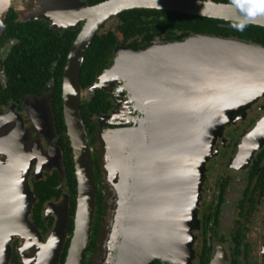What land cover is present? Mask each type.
<instances>
[{
    "label": "water",
    "instance_id": "1",
    "mask_svg": "<svg viewBox=\"0 0 264 264\" xmlns=\"http://www.w3.org/2000/svg\"><path fill=\"white\" fill-rule=\"evenodd\" d=\"M14 2L0 0V42ZM204 4L195 0H106L96 5H88L86 0H26L22 10L15 9L24 22L44 20L60 32L78 31L63 71L64 120L76 179L74 226L64 264H84L88 256L97 211V148L107 192L90 264H168L172 252L185 254V264H193L192 231L199 224L206 159L226 127L264 97V46L208 35L187 33L169 40L154 35L145 46H118L111 67L85 90L81 72L95 37L129 10L176 12L264 27L262 9L223 5L226 17L203 13ZM42 5H46L43 10ZM65 11H74L77 20L62 22L57 14ZM116 66L119 75L103 81ZM98 89L111 93L122 114H113L111 123L91 146L82 104ZM125 93L129 101L122 103L118 98ZM42 101L44 108L34 122H40L49 150L44 153L38 144L36 147L41 161L64 177L62 153L54 144L58 135L50 96ZM106 117H100L97 124ZM261 123L257 130L264 128ZM23 184L26 186L18 189L14 202L18 206L22 193L24 208L16 217L35 238L10 232L4 247L9 252V243L17 236L24 246L37 250L34 264H60L69 233V201L52 204L57 213L48 208L56 221L44 242L29 220L36 196L26 178ZM137 234L138 244L134 239ZM132 246L137 249L131 254ZM210 264H229V259L218 252Z\"/></svg>",
    "mask_w": 264,
    "mask_h": 264
},
{
    "label": "flooded vegetation",
    "instance_id": "2",
    "mask_svg": "<svg viewBox=\"0 0 264 264\" xmlns=\"http://www.w3.org/2000/svg\"><path fill=\"white\" fill-rule=\"evenodd\" d=\"M86 1L88 2V0ZM195 1L264 10V0ZM12 8L15 10L14 7ZM205 19L213 18L205 17ZM14 44V40H8L0 48V226L1 222H6V225L3 223L4 230L1 231L0 228V264H34L37 250L27 248V245L24 246L21 238L12 237L9 243V252L4 247L5 243L9 242L10 232H15L12 229L17 219L15 211L19 210L20 213L22 211L20 207L16 206L14 200L17 199L15 194L18 189L26 186L23 184L25 178L36 196L29 220L38 229L44 242L47 241L49 234L54 229L56 221L55 216L47 212L48 208L57 213L51 205H58L64 199L69 201L70 229L60 261V264H64L74 226L76 184L73 185L74 168L70 176V172L65 166L66 160L62 150L67 147V144L70 146L64 120L63 72L60 95H58L59 89L53 77L59 72L50 69V67L41 70L31 84H25V78L20 76L21 67L17 68L16 64L14 65V62L9 59ZM124 44L126 43L122 42L120 45ZM64 46L65 43H60V47ZM8 60L12 63V67L9 66ZM54 66L56 68L57 63ZM101 75L102 73L99 76ZM99 76L96 81L99 80ZM29 85L32 87H28ZM107 93L111 96L113 107L109 113L93 117L94 127L89 128L88 134L91 146L96 144L101 131L111 123L113 114L116 113L118 117L122 114L121 109L117 108L118 104L113 101L111 93ZM49 96L58 135L54 139V144L60 148L62 153L64 177L61 176V171L57 168L45 163L44 160V163L41 161L42 156L36 147L38 144L39 149L44 153L49 150L48 141L42 134L44 132L40 130L42 129L41 124L37 126L34 122V118L44 108L42 100L49 99ZM118 99L122 103L129 101L126 93ZM102 116L107 117L102 119V124L99 125L97 120ZM108 117L109 119H107ZM120 121L123 122V119ZM126 121L127 119H125ZM260 123L264 124V97L241 112L239 120L235 124L227 126L223 134L217 137L213 143L205 164V175L198 207L199 224L192 231L195 255L193 264H210L218 252L227 255L229 264H264V128L257 130ZM99 151L100 149L97 148L94 153V161L99 170V182L102 184L103 173L99 165ZM21 161L27 162L26 167L21 166ZM52 178L57 181L55 192L59 197L51 198L38 210L36 206L39 203V198L35 190L36 186ZM102 187L105 194L106 189L104 185ZM20 199L19 193L18 201ZM91 252H88L87 255L90 256ZM84 264L89 263L85 262Z\"/></svg>",
    "mask_w": 264,
    "mask_h": 264
},
{
    "label": "trees",
    "instance_id": "3",
    "mask_svg": "<svg viewBox=\"0 0 264 264\" xmlns=\"http://www.w3.org/2000/svg\"><path fill=\"white\" fill-rule=\"evenodd\" d=\"M104 1L106 0H88L87 3L88 5H96ZM113 21L116 24V28L107 32H104V28L95 37L88 50L81 72V86L84 90L92 86L97 76L103 73L105 69L111 67L115 57V49L122 42L126 44L131 42L130 44H137V47H141L147 45L149 41L147 39L154 35H161L169 40L188 33L238 39L264 46V27L250 24L227 23L224 20H210L205 19V17L199 18L176 12L144 9L125 11L117 18H114ZM222 23L224 25H220ZM77 35L78 31L67 30L60 32L55 30L44 20L24 22L20 20L18 12L12 8L5 20V31L0 48L8 40L15 41L9 59L14 62V65L16 64L17 68L21 67L22 73H20V76L25 78V84H31L35 76H38L45 67H50V69L59 72L53 77L59 89L58 95H60L61 74ZM62 42L65 43L64 47H60ZM10 60H8V64L12 67ZM55 63H57L56 68L54 66ZM28 87H32V85ZM91 96L90 101L82 104V113L88 134L89 128L92 129L94 127L93 117L109 113L113 107L111 96L106 91L98 89ZM63 128L65 129L64 125ZM66 146L62 150L66 160L65 166L71 176L74 168L73 157L70 146L68 144ZM94 167L97 211L91 231V242L88 247V252L92 251L91 255L96 246V235L102 219L104 203L103 182L102 184L99 182V170L97 166ZM75 180L73 185L76 184ZM56 184L57 181L54 178L37 184L35 190L39 203L36 209L40 210L43 204L51 198L59 197L58 195L56 196L55 192ZM91 255L87 256L85 262L90 264Z\"/></svg>",
    "mask_w": 264,
    "mask_h": 264
},
{
    "label": "bare ground",
    "instance_id": "4",
    "mask_svg": "<svg viewBox=\"0 0 264 264\" xmlns=\"http://www.w3.org/2000/svg\"><path fill=\"white\" fill-rule=\"evenodd\" d=\"M153 4H155V3H153ZM109 9H110L109 7L106 8V10H109ZM101 12H107V11H101ZM202 12L203 13L209 12V13H214L217 16H226V17H228V11L225 8V6L215 5V4H212V3H205L203 5ZM57 17L59 19H61L62 22H66L67 23L68 21H73L75 19L77 20L78 14H75L74 11H65V12L58 13ZM261 19L264 20V17H261ZM118 75H119V70H118V66H116L109 73H107V75L105 77H103V81L107 80L110 77L118 76ZM36 124H37V126H40V122H37ZM11 163L13 164V161H11ZM26 165H27V162L21 161V166L22 167H26ZM20 197H21V199H20V201L18 203V206L17 205L16 206L18 208L20 207L23 210V208H24V196H23L22 193H20ZM16 212H17V214L20 213L19 210H16L15 213ZM3 223L6 225V222H1V226H0L1 231L4 230V224ZM12 229L15 230V232H17V235H22L24 237H28V238H30V240L35 238V236L32 233H30L24 226H22L20 224V220L19 219L15 220L14 226L12 227ZM134 239L136 240V242H135L136 244L140 243V239H139V235L138 234L134 236ZM30 240H29V242H30ZM149 243L151 244V241ZM178 243H179V241H178ZM156 244L160 245V242L157 240ZM136 249H137L136 247L132 246L131 249H130L131 254ZM164 253L166 255H168L167 252H164ZM167 258H168V264H185V254H182L181 256H179V255H176V254H174L172 252V255L168 256Z\"/></svg>",
    "mask_w": 264,
    "mask_h": 264
},
{
    "label": "rangeland",
    "instance_id": "5",
    "mask_svg": "<svg viewBox=\"0 0 264 264\" xmlns=\"http://www.w3.org/2000/svg\"><path fill=\"white\" fill-rule=\"evenodd\" d=\"M24 2H26V0H15L14 4H13V7L17 10H22L23 9V4ZM46 7V5H42L40 7L41 10H43L44 8ZM37 11V10H36ZM22 21L25 20L24 17L20 18ZM108 25V26H107ZM104 28V32H107V31H112L116 28V24L114 21H111L107 24ZM119 36V35H118ZM120 39H122L121 37H119ZM87 97V96H86ZM106 189V188H105ZM107 192V189L105 190V193ZM101 222V221H100ZM99 226H100V223H99ZM98 226V228H99Z\"/></svg>",
    "mask_w": 264,
    "mask_h": 264
}]
</instances>
